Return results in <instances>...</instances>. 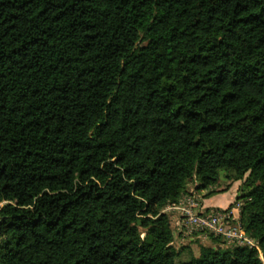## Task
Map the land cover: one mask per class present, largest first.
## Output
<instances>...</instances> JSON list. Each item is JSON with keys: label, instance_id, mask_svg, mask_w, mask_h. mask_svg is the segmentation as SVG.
I'll return each mask as SVG.
<instances>
[{"label": "trees", "instance_id": "1", "mask_svg": "<svg viewBox=\"0 0 264 264\" xmlns=\"http://www.w3.org/2000/svg\"><path fill=\"white\" fill-rule=\"evenodd\" d=\"M222 176L259 249H176ZM0 264H264V0H0Z\"/></svg>", "mask_w": 264, "mask_h": 264}, {"label": "built area", "instance_id": "2", "mask_svg": "<svg viewBox=\"0 0 264 264\" xmlns=\"http://www.w3.org/2000/svg\"><path fill=\"white\" fill-rule=\"evenodd\" d=\"M239 207V206H237ZM179 211L180 230H195L198 234H214L224 238L228 245L250 246L259 249L258 243L251 239L244 231L239 221L240 214L236 209L228 208L205 209L200 197L193 193L185 195L179 204L167 208V211ZM183 232L187 233L185 230ZM191 233V232H190Z\"/></svg>", "mask_w": 264, "mask_h": 264}, {"label": "rangeland", "instance_id": "3", "mask_svg": "<svg viewBox=\"0 0 264 264\" xmlns=\"http://www.w3.org/2000/svg\"><path fill=\"white\" fill-rule=\"evenodd\" d=\"M228 185V182L226 181V179H224V177L222 176L221 179L219 180L218 183H216L212 188L211 190H214L215 192H217L216 194H214V199L213 200H216L217 203H220L222 205H228L231 201H235L236 199V195H237V188H238V195L240 194L239 192V189H240V186H241V181H238V182H234L232 184V186L227 190V191H222L224 188H226ZM210 189L208 190H205V194L209 191ZM191 191H194L193 187L190 189L189 191V194ZM204 194V195H205ZM233 201V203H234ZM232 203V204H233ZM231 206V205H230ZM230 206H228V208H230ZM227 208V207H226ZM236 214L239 213L240 214V209L239 207H234L233 209H236ZM167 212H172L171 209ZM179 215L180 214H177L176 217L177 218H174L172 219V226H173V229H174V232H175V236H176V243L174 244L175 248L177 249L178 247L179 248H183V246H187L189 247L193 253L197 256L199 255V248L201 245H208L209 244V239L207 238L208 237V234L204 233V234H198V233H195V232H198V231H195V230H190L187 231V229H182V230H185L187 233L185 234L182 230H180V227L178 226L181 222V218H179ZM181 231L184 235H186L185 237H179V234L178 232ZM192 239V240H189V239ZM201 238V239H200ZM205 240H204V239ZM207 240V241H206ZM182 260H187L189 257L188 256H182L181 257Z\"/></svg>", "mask_w": 264, "mask_h": 264}, {"label": "crops", "instance_id": "4", "mask_svg": "<svg viewBox=\"0 0 264 264\" xmlns=\"http://www.w3.org/2000/svg\"><path fill=\"white\" fill-rule=\"evenodd\" d=\"M192 188V187H191ZM190 188V189H191ZM193 193L195 196L197 197H200V201L201 203L203 204V207L205 209H213V208H223L225 209L226 207L228 208V206H230L233 201H231L228 205H222L220 203H217L216 200H213L214 199V195L210 196V197H204V194L205 192L204 191H201V192H198V191H191L190 194ZM237 195H238V188H237ZM236 195V196H237ZM179 213V211H175L173 210L172 212H170L171 214V219H174V218H177L176 215ZM185 233V232H184ZM179 234V237H185L186 235H184L181 231L178 232ZM186 234V233H185ZM193 239V238H192ZM191 238L189 240H192ZM201 239V238H200ZM204 239V238H203ZM205 240V239H204ZM207 241V240H206ZM176 243V237H175V241H174V244ZM179 249V247L177 248Z\"/></svg>", "mask_w": 264, "mask_h": 264}]
</instances>
